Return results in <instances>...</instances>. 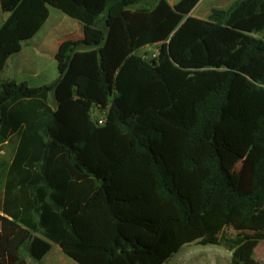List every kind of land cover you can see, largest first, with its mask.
<instances>
[{
  "label": "trees",
  "instance_id": "trees-1",
  "mask_svg": "<svg viewBox=\"0 0 264 264\" xmlns=\"http://www.w3.org/2000/svg\"><path fill=\"white\" fill-rule=\"evenodd\" d=\"M139 1L0 0V65L49 7L84 33L53 83L0 80V144L15 137L0 264L40 261L52 243L78 264H162L192 241L221 244L226 226L230 264H260L264 0L206 18L189 15L199 0ZM150 45L154 57L138 53Z\"/></svg>",
  "mask_w": 264,
  "mask_h": 264
},
{
  "label": "rangeland",
  "instance_id": "rangeland-1",
  "mask_svg": "<svg viewBox=\"0 0 264 264\" xmlns=\"http://www.w3.org/2000/svg\"><path fill=\"white\" fill-rule=\"evenodd\" d=\"M158 0H140L131 4V8L150 9ZM174 4L178 0H166ZM231 0H199L191 11V16L206 18L211 8L217 5L227 6ZM6 14L0 10V25ZM84 33L79 22L64 14L60 10L49 7L48 17L38 32L29 40L22 43L21 50L9 56L4 64L0 65V80L24 81L29 86L53 83L63 71L70 49L83 37ZM77 48V47H76ZM73 50V49H72ZM71 50V51H72ZM77 50V49H75ZM138 53L145 58H152L157 53V45L142 48ZM67 54V55H66ZM66 55V57H65ZM49 104L55 107L53 95H49ZM94 114H97L94 111ZM15 146V137L8 143L0 144V184L6 167L11 159ZM240 163L234 162L230 168L233 179H237ZM236 235V231L229 226L219 234L221 244H200L197 241L182 245L162 264H230L231 251L222 243ZM52 264H78L65 254L62 259L52 250L49 253ZM27 262L32 260L24 253ZM254 258L264 264V239L254 248ZM38 264H46L41 260Z\"/></svg>",
  "mask_w": 264,
  "mask_h": 264
},
{
  "label": "crops",
  "instance_id": "crops-1",
  "mask_svg": "<svg viewBox=\"0 0 264 264\" xmlns=\"http://www.w3.org/2000/svg\"><path fill=\"white\" fill-rule=\"evenodd\" d=\"M234 0H231V2H233ZM228 6V5H227ZM227 6H223V5H217V6H215V8H222V9H224V8H226ZM214 8V7H213ZM131 9H135V8H131ZM192 11V10H191ZM191 11H190V13H189V15H191ZM209 14V13H208ZM198 18V17H197ZM52 250H54L55 251V253L56 254H58L59 255V257L62 259V254H64L63 252H62V250L60 249V247L57 245V244H55V243H52V246H51V249H50V251L48 252V253H46L44 256H43V258L41 259V261L42 262H45L46 264H52L51 263V257H49V253L52 251ZM28 264H38V261H31V262H28Z\"/></svg>",
  "mask_w": 264,
  "mask_h": 264
},
{
  "label": "built area",
  "instance_id": "built-area-1",
  "mask_svg": "<svg viewBox=\"0 0 264 264\" xmlns=\"http://www.w3.org/2000/svg\"><path fill=\"white\" fill-rule=\"evenodd\" d=\"M103 121H104V119H103L102 117H100V118L97 119V123H98V124H102Z\"/></svg>",
  "mask_w": 264,
  "mask_h": 264
}]
</instances>
